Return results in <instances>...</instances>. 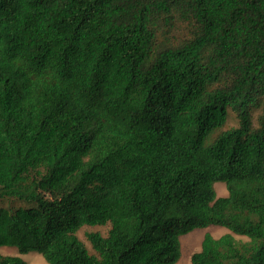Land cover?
<instances>
[{
  "label": "trees",
  "instance_id": "trees-1",
  "mask_svg": "<svg viewBox=\"0 0 264 264\" xmlns=\"http://www.w3.org/2000/svg\"><path fill=\"white\" fill-rule=\"evenodd\" d=\"M0 198L47 264H175L210 225L191 264H264V0H0Z\"/></svg>",
  "mask_w": 264,
  "mask_h": 264
},
{
  "label": "rangeland",
  "instance_id": "rangeland-1",
  "mask_svg": "<svg viewBox=\"0 0 264 264\" xmlns=\"http://www.w3.org/2000/svg\"><path fill=\"white\" fill-rule=\"evenodd\" d=\"M258 111H254V115H256ZM238 124V118L236 114L232 111L229 112V116L225 127L236 126ZM215 190L219 197L228 196L229 191L227 185L223 181H218L214 184ZM0 205L4 207L17 208L20 206H30V204L26 202L19 201L17 199L11 198H0ZM109 226H84L79 232V238L86 244L90 253H95L91 243L89 242L86 233L89 231H100L104 235L107 234ZM206 233H210L215 237H220L225 233H232L231 230L222 225H210L205 228H197L194 231L183 235L181 237L182 244V256L180 260L175 264H191V256L194 252L199 251L202 247V241ZM236 238L246 240L247 236L235 234ZM0 254L1 255H18L21 256L24 260H26L27 264H47L46 259L43 254L38 250L32 249L28 252H21L17 246H9L4 245L0 246Z\"/></svg>",
  "mask_w": 264,
  "mask_h": 264
}]
</instances>
